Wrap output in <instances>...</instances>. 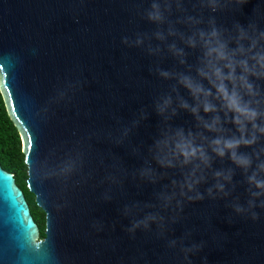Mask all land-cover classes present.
Listing matches in <instances>:
<instances>
[{
	"label": "water",
	"instance_id": "1",
	"mask_svg": "<svg viewBox=\"0 0 264 264\" xmlns=\"http://www.w3.org/2000/svg\"><path fill=\"white\" fill-rule=\"evenodd\" d=\"M153 3L162 23L147 17ZM183 9L176 0H0V91L23 141L28 187L47 212L39 239L24 190L0 163V264H264V209H254L253 221L234 208L247 209L250 199L240 169L213 157L199 185L205 199H184L181 210L162 198L180 172L160 168L150 152L162 129L196 127L187 111L170 120L156 111L168 95L178 103L176 74L195 76L199 66L201 50L181 34L207 29L213 15L224 28L235 19L246 25L255 12L264 15V0H248L241 13H212L198 0H183ZM149 167L167 176L153 183L142 176ZM228 168L235 175L219 181L224 196L213 173ZM149 215L157 219L148 228L129 231ZM192 245L202 247L186 254Z\"/></svg>",
	"mask_w": 264,
	"mask_h": 264
},
{
	"label": "clouds",
	"instance_id": "2",
	"mask_svg": "<svg viewBox=\"0 0 264 264\" xmlns=\"http://www.w3.org/2000/svg\"><path fill=\"white\" fill-rule=\"evenodd\" d=\"M201 7H207L212 13L233 11L241 13L248 0H198ZM177 8L183 9V0H176ZM171 11V4H168ZM147 17L153 22H163L164 16L158 3L152 4V10ZM188 23L199 25L202 19L187 17ZM184 22V21H180ZM264 15H258L248 20L245 25L235 19L231 28L217 24L216 16L208 20L207 29L197 28L193 35L181 39L192 49L199 48V66L195 76L177 73V84L172 91L176 93L174 106L172 95L163 99V104H157L159 115L170 120L178 115L179 110L189 112L196 121L195 129L171 126L162 129L159 138L155 139L150 148L152 159L162 169L178 170L182 179L171 180V193H163L162 198L171 204L176 200L181 207L183 200L197 202L205 199L199 191V185L206 182V173L213 167V157L228 159L235 168L245 175L250 199L248 208L235 205L237 213L250 212L251 219L258 221L260 214L254 209L258 206L264 209ZM177 33L170 29L169 35ZM158 39H165L162 33H157ZM123 43L128 44L127 37ZM143 43L138 40L137 44ZM170 50L178 56H185L183 49L175 44ZM181 64L186 60L181 59ZM191 71V68L189 69ZM164 78L172 74L161 71ZM207 81V84H205ZM184 88L191 97L180 95L179 89ZM171 116H168V111ZM211 134V135H209ZM243 150V151H242ZM235 168L216 170L213 173L217 180L215 188L224 196H228L223 179L232 183ZM142 176L149 177L153 183L157 178L163 179L167 172L157 173L149 167L142 171ZM208 196L215 198L213 188H208ZM192 193V194H190ZM179 197V198H178ZM259 201V205H257ZM156 216L149 215L144 220L134 222L129 229L134 232L143 225L148 228L150 221ZM160 219H163L162 217ZM175 244V241L172 242ZM201 245L185 247L183 251L192 253L200 250ZM186 259L189 257L186 255ZM189 264L191 261L189 259Z\"/></svg>",
	"mask_w": 264,
	"mask_h": 264
},
{
	"label": "trees",
	"instance_id": "3",
	"mask_svg": "<svg viewBox=\"0 0 264 264\" xmlns=\"http://www.w3.org/2000/svg\"><path fill=\"white\" fill-rule=\"evenodd\" d=\"M0 163L13 172L18 185L24 190L34 218H38L35 195L28 187V165L25 162L23 141L18 128L10 118L0 91Z\"/></svg>",
	"mask_w": 264,
	"mask_h": 264
},
{
	"label": "flooded vegetation",
	"instance_id": "4",
	"mask_svg": "<svg viewBox=\"0 0 264 264\" xmlns=\"http://www.w3.org/2000/svg\"><path fill=\"white\" fill-rule=\"evenodd\" d=\"M35 195V202L37 206V212H38V218H35L39 229H40V236L39 239H44L46 237V230H47V212L45 209L41 206V204L38 201V195Z\"/></svg>",
	"mask_w": 264,
	"mask_h": 264
}]
</instances>
